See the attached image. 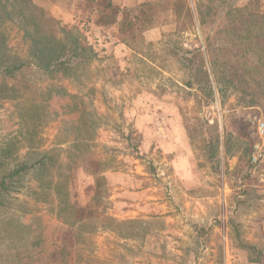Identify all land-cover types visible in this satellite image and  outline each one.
Wrapping results in <instances>:
<instances>
[{
	"label": "rangeland",
	"instance_id": "rangeland-1",
	"mask_svg": "<svg viewBox=\"0 0 264 264\" xmlns=\"http://www.w3.org/2000/svg\"><path fill=\"white\" fill-rule=\"evenodd\" d=\"M41 3L94 52L67 76L28 65L22 96L0 102V153L17 151L0 158V180L60 153L0 206V264H264V188L249 162L264 122V0ZM21 28L7 24L8 53L27 56ZM64 177L94 226L65 223L49 186Z\"/></svg>",
	"mask_w": 264,
	"mask_h": 264
},
{
	"label": "trees",
	"instance_id": "trees-1",
	"mask_svg": "<svg viewBox=\"0 0 264 264\" xmlns=\"http://www.w3.org/2000/svg\"><path fill=\"white\" fill-rule=\"evenodd\" d=\"M45 1V0H44ZM80 1V0H78ZM85 3L91 4L93 7L107 8V10H117L119 0H81ZM183 2V0H181ZM48 3V2H47ZM49 4L41 3V0H0V102L6 100H15L22 96L25 90L28 88L27 84L20 83L16 79V74L28 65L38 66L44 72L55 74L62 72L67 76L80 64L88 61L90 54L94 52L92 46L88 44H82L83 33L77 28L71 27L70 24L59 27L57 20L49 14ZM187 6V4H186ZM188 12L191 14V9L187 6ZM120 13V11H118ZM119 14L109 17L112 23L119 21ZM20 20L22 26L23 36L22 40L27 45V56H23L20 53L11 54L8 53V33L6 26L12 23L14 20ZM107 20H109L107 18ZM104 20H100L98 23H103ZM146 22H152L151 18H147ZM144 23L142 28H147ZM143 30V29H141ZM88 54V56H87ZM96 56V54H95ZM190 63L191 60H189ZM15 79V80H14ZM12 81V82H11ZM187 85H191L188 83ZM70 98L75 101L73 106L79 104V107L83 104L82 99L77 95H71ZM79 109V108H78ZM76 109L77 112L79 110ZM72 111H70L71 113ZM75 118L82 120L84 129L82 130L84 136L80 139L89 140V134H91V124L87 116L76 114ZM78 119V121H80ZM89 123V124H88ZM88 124V127H87ZM87 128V129H86ZM14 145L10 144L9 147L1 152V159L12 160L17 151L14 150ZM60 150L59 152H61ZM41 157L36 159L32 164L23 162L19 163L16 167L12 168L7 174H5L0 180V206H5V200L7 197H11V189L15 188V184L23 182L24 177L32 170H44L47 173L54 164L56 157L55 149L50 151H40ZM103 164V163H100ZM2 166V164H0ZM74 177V173L73 176ZM54 180V179H51ZM69 179L57 181L55 185L49 183L50 187H53V195L58 200V205L61 206L62 212L67 213V219H64L65 223L69 225L78 226H94L97 220L86 215V209L84 207H78L70 200L69 191ZM98 194L101 195L102 178L97 182ZM47 188V185L43 187ZM3 198V199H2ZM50 200V199H49ZM48 203H52L47 200ZM37 246H41V242L37 240L35 243Z\"/></svg>",
	"mask_w": 264,
	"mask_h": 264
},
{
	"label": "built area",
	"instance_id": "built-area-1",
	"mask_svg": "<svg viewBox=\"0 0 264 264\" xmlns=\"http://www.w3.org/2000/svg\"><path fill=\"white\" fill-rule=\"evenodd\" d=\"M256 141L252 147L249 162L259 185L264 188V122L258 123Z\"/></svg>",
	"mask_w": 264,
	"mask_h": 264
}]
</instances>
